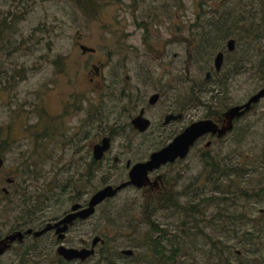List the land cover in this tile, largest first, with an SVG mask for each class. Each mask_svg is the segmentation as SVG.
Here are the masks:
<instances>
[{"label":"rangeland","instance_id":"374dc122","mask_svg":"<svg viewBox=\"0 0 264 264\" xmlns=\"http://www.w3.org/2000/svg\"><path fill=\"white\" fill-rule=\"evenodd\" d=\"M175 1L0 0V144L9 129L12 136L18 137L14 142L19 145L8 151L7 163L23 161L26 152L33 150L31 132L22 125H32L34 104L48 111L57 110L59 92L67 88L68 75L73 82L76 76L77 82L87 89L89 111H93L95 97L103 92L106 117L102 128L113 126L109 111L111 67L106 70L103 89L89 83L86 70L91 61L117 59L112 50L121 30L113 22L117 16L131 17L134 12L141 17L149 8L161 10V5L180 15L186 14V19L197 13L199 27L209 29L200 36L197 46L202 58L230 35L237 40L236 54L245 57L243 69L238 68L226 79L231 101L245 99L264 86V0H179V10L175 9ZM129 22V44L142 49L145 43L159 47L164 43L167 51L179 50L181 54L180 46L185 42L164 26L153 25L155 31L148 33ZM77 39L96 51L83 54ZM233 64L228 63L225 70ZM63 70L69 73L64 74ZM91 118L88 134L97 130V118ZM62 131L68 134L65 129ZM229 137L215 149L221 147L218 156L223 160L230 155L231 163L209 165L196 161L184 169L180 186L186 193L180 196L181 208L159 206L149 211L142 192L128 186L100 203L85 222L73 226L64 243L89 246L94 234L104 237L95 254L83 264H264V192H260L264 187V97L238 121ZM120 138L124 136L116 141ZM132 138L137 143L139 138ZM7 139L12 140L9 136ZM62 141L59 135L52 141L53 161L40 160L36 169L29 165L18 167L19 174L28 178L21 180L18 176L10 186L27 187L39 217L45 219L68 209L74 197L71 186L76 182L69 176L75 163L69 162L70 148L62 146ZM114 154H117L115 141L110 158L103 162L104 172L100 169L88 181L87 195L102 186V182L117 183L126 176L122 162L113 160ZM225 170L229 173L221 175ZM0 182V186L6 183L5 179ZM180 186L178 183L177 190ZM14 192L11 191V196L15 206L10 203L3 216L19 211L21 204ZM9 221L1 227L3 231L12 224ZM28 244L31 250L24 258L29 264H57L54 236L47 235L35 245ZM23 248L7 252L0 257V264H18ZM124 248H131L133 253H122ZM156 248L162 252L156 253Z\"/></svg>","mask_w":264,"mask_h":264},{"label":"flooded vegetation","instance_id":"af4514ba","mask_svg":"<svg viewBox=\"0 0 264 264\" xmlns=\"http://www.w3.org/2000/svg\"><path fill=\"white\" fill-rule=\"evenodd\" d=\"M151 9L143 12L141 17H136L134 12L131 17H114L113 22L121 28L114 40L115 49H112L117 54V59L91 61L89 62L90 67L86 70L89 83L103 89L106 70L111 67L112 104L109 111L112 113L113 126L108 129L102 128L106 117L103 92L100 91L99 95L95 97L94 107L91 109L93 111H89L87 89L77 82L76 76L73 82L70 75L67 78L65 75L64 80L66 78L67 88L59 92L57 110L48 111L39 104H34L32 125H22L23 128H28L25 131L31 132L30 142L33 145V150L26 152L28 155L23 161H17L16 164L7 163L8 151L14 145H19L14 142L18 140V137L12 136L9 129L4 132L6 137L0 144L2 158L0 179L1 181L5 179L6 183L0 186V240L15 231L24 232L28 228H32L33 231L24 232L21 239L16 236L10 241L9 246L0 252V257L13 249L20 250L24 247L21 250L22 254L18 257V264H29L24 258V255L31 250V245L28 243L35 245L41 238L52 235L57 242L55 247L57 264H83L95 254L97 244L103 242L104 237L99 233L94 234L89 246L67 245L64 240L68 231L77 223L85 222L90 218L96 212L97 206L104 200L131 186L142 192L143 203L149 211L159 206H179L181 208L180 196L186 191L180 186V180L185 168L196 161L209 165H216L215 163L219 164V162L231 163L230 155H225L223 160L220 159L218 153L221 147L215 149V146L227 142L230 134L236 130L238 121L244 118L253 105L264 97L261 96L243 113L233 116L232 126L226 127L229 122L228 110L232 106L245 103L249 98L248 96L245 99L231 101V92L226 84V79H229L230 74L236 73L238 68L243 69L245 60L244 55L236 54V37L228 36L217 45L211 54L202 58L198 54L197 46L200 36L209 29L199 27L197 13L195 17L186 19V14L180 15L176 10L172 12L167 5H161V10L153 8L151 11ZM175 9L179 10V0L175 1ZM181 17L185 19L182 20ZM129 20L134 26L142 28L148 33L155 31L152 28L153 25L164 26L170 34L178 36L179 41L185 42L184 46H180L181 54L179 50L167 51L164 43L162 47L145 43L141 45L142 49L129 44L127 41V37L131 35V30L127 28L130 25ZM207 23L209 24V22ZM229 39H234L233 48L227 44ZM76 42L79 47L81 44H85L79 39ZM87 51L93 54L96 50L94 47L82 49L83 54ZM219 53L221 54V63L219 67H216L215 57ZM166 54L169 55V58ZM259 61H263V56L259 58ZM232 62L233 66L231 65L230 69L225 70L226 65ZM65 72L69 73L66 70L62 71L66 74ZM100 93H102L101 96ZM92 116L97 118V130L88 134V122ZM202 120L210 122L211 127L199 132L186 146V149L182 145V152L179 153L178 144L175 154L170 155L159 164H152V167L146 168L145 172L142 171L141 179H139L143 181L141 185L128 183L118 189L113 196L97 203L90 214L85 217L75 216L72 222H67V227L64 230L58 231V227L63 225V223L56 225L58 220L70 212H76L86 207L93 193L107 184L116 186L129 180V173L135 164H144L146 161H150L154 152L169 145L190 125ZM63 129L68 134L63 132ZM124 132L131 136L126 137ZM57 135L63 138L61 145L70 148L68 159L70 163H75V167L69 179L75 180L76 183L71 186L74 197L69 208L57 216L45 219L39 217L38 208L35 207L34 198H31L32 194L27 187L22 185L13 189L10 186L16 182L18 176L22 178L21 180L28 178L24 174H19L18 167L25 168L29 165L36 169L40 160L50 162L51 158L55 157L53 156L55 153L52 141L56 139ZM7 136L12 140L7 139ZM120 136H124V138L116 141V138ZM132 137L139 138L137 143ZM114 141L117 144V154L112 155V158L115 162H122L126 169V176L117 183L102 182L104 183L102 186L92 189V192L87 195L89 193L88 181L94 178L100 169H103V162L110 158ZM105 142L107 143L106 148L100 150ZM136 148L139 149L134 151ZM142 148H144L143 151H141ZM136 153L139 154L135 155ZM140 168L143 169V167ZM212 170L216 173L215 168ZM227 173L229 172L225 170L221 175H227ZM229 179L230 177H228ZM178 183L179 190H177ZM182 189L184 190L182 191ZM12 190L19 197V204H21L19 211L17 214L3 216L10 203L15 206L12 202L14 200L11 196ZM262 191L264 192V187L260 188V192ZM73 204H78V206L72 208ZM8 220L12 224L3 231L1 227ZM43 228L46 229L35 235L36 231ZM95 238L97 240L93 245ZM59 245L76 248L93 247L94 251L84 259L80 257L66 258L58 252ZM16 246L20 248H16Z\"/></svg>","mask_w":264,"mask_h":264},{"label":"water","instance_id":"95a60500","mask_svg":"<svg viewBox=\"0 0 264 264\" xmlns=\"http://www.w3.org/2000/svg\"><path fill=\"white\" fill-rule=\"evenodd\" d=\"M227 44L230 48H233L234 39H229ZM80 46L83 50L92 49V47H88L85 44H81ZM214 63H215L216 67L220 66V63H221V54L220 53L216 55ZM261 96H264V87L258 89L256 92H254L252 95H250L245 103L232 106L228 110V113H227L228 117H229L228 118L229 122L226 125V127L232 126L231 119L233 118V116H235V115L238 116L240 113H243L245 110L249 109L251 107V104L254 102H257ZM208 127H211V123L206 121V120L195 122L192 125H190L189 127H187L186 130L184 132H182L181 134H179V136H177L173 142H171L169 145L163 147L159 151L154 152L151 155L150 161H148V162L146 161L144 164H140V163L135 164L134 168L129 173V175H130L129 180L124 181V182H122L116 186H114L112 184L105 185L104 187L100 188L99 190H97L95 193H93L90 196V198L88 200V204L86 207H84V208H82L76 212H70V213L66 214L63 218L58 220L56 225L63 223L62 226L58 227V231L64 230L67 227V222H72V220L75 216L80 215L82 217H85L86 215L90 214L94 210V207L97 203L101 202L102 200H104L107 197L113 196L117 192L118 189L127 185L128 183H135L137 185H141L143 181H141L139 179H141L142 171L145 172L147 170L146 168L152 167V164H154V165L159 164L161 161H164L166 158L170 157V155L172 156L173 154H175L178 144H179V153L182 152V145H184V147L186 149V146L190 142H192L193 138L199 132H201L202 130H206V128H208ZM106 146H107V143L105 142L104 145L101 146L100 150H102L103 148H106ZM1 162H2V158L0 156V164H1ZM139 167H143V169L141 170V168L139 169ZM77 206H78V204H73L72 208H75ZM45 229L46 228H43L41 230L36 231L35 235L42 233L43 230H45ZM31 231H33V229L28 228L24 232H31ZM24 232L23 231H15V232L7 235L5 238L1 239L0 240V252L3 251L7 246H9L10 241L13 240L16 236H18L19 239H21ZM96 240H97V238L94 239L93 245L96 243ZM93 251H94L93 247H91V248H86V247L76 248V247H67L65 245H59L58 246V252L66 258L80 257L81 259H84L88 255L92 254ZM121 252L124 254H132L133 250L131 248H124V249H121Z\"/></svg>","mask_w":264,"mask_h":264},{"label":"trees","instance_id":"16d2710c","mask_svg":"<svg viewBox=\"0 0 264 264\" xmlns=\"http://www.w3.org/2000/svg\"><path fill=\"white\" fill-rule=\"evenodd\" d=\"M156 253H161L162 252V249L161 248H156Z\"/></svg>","mask_w":264,"mask_h":264}]
</instances>
